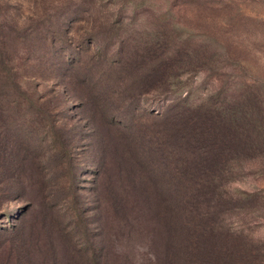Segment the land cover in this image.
Listing matches in <instances>:
<instances>
[{
	"label": "rangeland",
	"instance_id": "374dc122",
	"mask_svg": "<svg viewBox=\"0 0 264 264\" xmlns=\"http://www.w3.org/2000/svg\"><path fill=\"white\" fill-rule=\"evenodd\" d=\"M181 1L0 0V264H187L196 221L213 240L192 264H264V0L163 14ZM165 22L206 36L215 62L186 65L187 97L140 80ZM212 99L246 115L253 143L223 160L197 217L177 211L185 185L175 192L148 147L157 116Z\"/></svg>",
	"mask_w": 264,
	"mask_h": 264
},
{
	"label": "trees",
	"instance_id": "16d2710c",
	"mask_svg": "<svg viewBox=\"0 0 264 264\" xmlns=\"http://www.w3.org/2000/svg\"><path fill=\"white\" fill-rule=\"evenodd\" d=\"M185 1L174 4L178 10L174 7L168 8L163 14L179 16V12H181L179 9L183 7L181 5ZM180 22L177 21L176 24H184L182 21ZM154 34L153 42L148 45L144 44L143 47L148 53V61L155 64L156 67L154 73L149 74L151 78L140 79L142 84L145 85L146 83L147 85L148 82L152 81L153 89L159 90L161 93L175 90L176 93H180V96L185 95L187 97L188 92L181 94V91H178L182 88L181 81L178 79H180L181 74L188 70L186 65L198 64L201 61L215 64L211 55L206 52L207 47L203 44L206 36L203 35L196 39L190 35L188 30L185 34L176 35L172 31L170 22L161 24ZM4 54L5 52L2 55L4 56ZM180 71L182 72L179 74ZM154 75H158V83L155 86ZM16 88L17 86L13 89ZM29 109L31 108L29 107ZM173 109L157 116L159 118L155 130L157 136L152 140L150 148L148 147L149 154L152 156L150 161L158 162L159 165L156 170L159 171V174H168L171 177L170 180L173 181V184L170 186H173L177 194L180 193L181 184L185 185L182 193L188 201L186 204L183 202L181 206L180 201L177 202V211L184 208L182 209L184 213L189 212L197 217L203 213L207 216L213 206H207V204L205 206V198L208 192L215 190L214 186L220 182L222 173L229 171L224 170L226 169L225 164L229 160H223L229 158L230 151H233L234 148L245 150L250 146V142L253 143L251 136L249 142L246 135L251 125L244 114L241 119L233 113L225 114L222 105L215 99L204 101L195 106L180 104ZM51 123L53 126V122ZM40 124L41 121L32 120L29 123L27 136H31L34 129L38 128ZM243 124L246 125L243 126ZM239 129H242L243 132ZM196 224L198 230L196 231L193 224L194 234H192L189 244L190 260L187 264L193 263L194 257L199 251L203 254V259L211 251L206 250L203 245L212 242L213 236L205 238L204 234L208 231L201 229L197 221ZM201 238H205L201 241L202 245L199 244ZM196 260L198 264H206L207 261Z\"/></svg>",
	"mask_w": 264,
	"mask_h": 264
}]
</instances>
